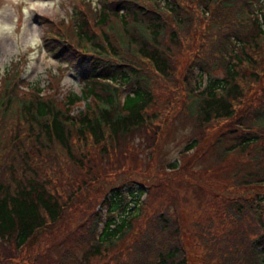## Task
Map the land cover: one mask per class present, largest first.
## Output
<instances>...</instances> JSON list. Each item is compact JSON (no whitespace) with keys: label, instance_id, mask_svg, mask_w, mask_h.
I'll list each match as a JSON object with an SVG mask.
<instances>
[{"label":"trees","instance_id":"trees-1","mask_svg":"<svg viewBox=\"0 0 264 264\" xmlns=\"http://www.w3.org/2000/svg\"><path fill=\"white\" fill-rule=\"evenodd\" d=\"M186 2L190 0H96L92 6L73 0L68 20L45 18L40 36L59 67L68 64L78 71L76 89L63 92L58 74H48L51 80L42 86L34 82L23 88L16 81L17 66L0 73V264H197L188 251L194 241L205 255L199 264H264V94L261 102L245 98L264 68V0H205L203 6L197 1L196 25L185 36L187 68L177 77L182 86L176 87L170 82L176 71L170 58L184 44L168 28L182 26L181 6L192 3ZM227 14L234 23L226 29L222 20ZM166 37L168 46L163 45ZM217 64H222L220 77L212 74ZM52 80L57 88H51ZM158 82L166 88L159 96L152 91ZM59 90L63 94L55 98L53 92ZM81 101L83 109L72 115L71 107ZM167 116L189 124L179 153L200 151L188 160L176 155L164 167L154 157L161 145V118ZM215 126L218 131L206 140L197 135ZM148 129L149 141L139 143L159 174L144 171L138 181L125 175L138 176L130 168L115 174L123 159L117 167L113 161V172L92 170L96 163L107 166L108 152L123 144L131 147H123L124 152L139 147L133 139ZM191 132L196 136L190 137ZM72 134L82 140L76 143L79 149ZM85 146L96 148L103 160L89 166ZM45 148L61 151L68 166L83 169L76 177L82 188L97 185L102 190L95 210L74 225L73 235L54 241L53 257L44 246L38 255L32 253V242L75 198L70 184L60 185L61 178H55L59 184H49L48 174L37 173L32 158L43 157ZM208 148L215 160L223 161V175L229 174L223 169L226 157L234 152L238 158L221 181L220 202L198 210L200 204L192 198L176 197L166 206L180 177L183 184L195 180L196 190L211 191L212 180L204 182L197 167ZM71 149L78 155L71 157ZM51 157L55 155L44 156ZM107 177L115 178L106 184Z\"/></svg>","mask_w":264,"mask_h":264},{"label":"rangeland","instance_id":"rangeland-1","mask_svg":"<svg viewBox=\"0 0 264 264\" xmlns=\"http://www.w3.org/2000/svg\"><path fill=\"white\" fill-rule=\"evenodd\" d=\"M73 0H0V73L3 72V70L9 68L13 65H20V61L23 63V72L22 77L26 81V83H31V86L34 82H38L39 86L43 85L46 82V74H56L57 69V61L50 57L45 51H43L40 47L39 41H40V34L43 31V20L47 17H50L53 20L57 19H63L67 18L68 13L71 9V3ZM198 1V2H197ZM205 0H190V2H186L187 5L191 3V7H182L179 13V19L182 20V26L178 29L168 28V31H172L177 36H172L174 39H181L183 41L182 48L179 51L177 48V51L173 53L171 56V61L174 62V69L176 70L173 72L174 79L170 80L172 81V84H176L180 87L182 86L183 82H179L177 80V77H180L186 70L188 62L186 60V55L184 54L186 49L189 48V38L186 39V31H190L195 24L194 20V14L195 10H198L196 5V2L198 6H203V2ZM233 15H228L222 20L223 28H228L230 24L234 23V19L232 17ZM167 31V32H168ZM183 37L186 39L184 41ZM188 42V43H187ZM191 44V42H190ZM164 46H168L167 37L165 41L163 42ZM262 49V50H261ZM174 50V49H173ZM200 51L205 50L204 47L199 49ZM261 53H264V46L260 48ZM229 55V51L227 52ZM228 57V56H227ZM19 59V61H18ZM14 62V63H13ZM215 62V60H212V64ZM222 64H217L216 66H212L214 68L212 74L215 76H222ZM6 67V68H5ZM5 68V69H4ZM11 69V67H10ZM9 69V70H10ZM22 69V67H21ZM59 76V75H58ZM60 77V76H59ZM193 78L192 80H194ZM202 79V77H201ZM77 78L75 73H68L64 75V78L59 81L60 89L63 92H66L67 89L71 88V90L76 89L77 84ZM177 81V83L175 81ZM253 81L250 82L247 91V96L245 98L248 99V102L251 100L249 97H253L256 102H261V95L264 94V91L261 92L262 87H264V68H260L258 72V77H255L252 79ZM61 83L63 84L64 88L61 86ZM153 85H156L155 82H152ZM164 84V83H162ZM160 82H158L157 88L152 89V91L158 96L163 95L166 88L163 87ZM171 84V83H170ZM169 84V85H170ZM171 84V85H172ZM167 85V87H170ZM173 86V85H172ZM58 85L52 80L51 81V88H57ZM176 87H172L176 88ZM59 90L58 92H53L55 95V98H61V94L63 92ZM61 91V92H60ZM261 92V93H260ZM179 103V102H178ZM83 101L79 103H75L71 107V114L75 115L76 112L83 109ZM163 122L160 124L161 129V145L159 146V149L157 150L154 161L156 163H159L162 165V162L164 161V167L166 161H171L174 156H182L180 160H183L185 157V160H188L191 155H194L200 151L195 150L187 151L184 154L179 153L182 148H184V141L187 139L188 133H189V124L188 121H185V118H173V117H162L161 118ZM152 129H148V132L141 133L139 136L141 138H134L133 140L138 143L139 147H136L134 149H129L124 152L123 147L131 148L128 146L129 144H123L122 146L118 147L117 150L108 152V160L105 161L107 163V166H96V160H103L102 156L96 154V148L91 147H84L82 150L85 151L87 155V159L89 160V163H87L89 166L91 164H95L92 167V170L95 172H104L109 171V168L112 170H115L117 166L122 165V163L118 164V161H123V165L120 170H116L115 174L119 171L125 172L127 168H130V171H133L132 173L137 174L138 176L135 177L131 174H128L125 172V175L129 178H136L135 180L138 181L142 179L141 173L144 171L151 172L153 170H156L159 174L161 172V169H154L152 168V164L150 165L147 162L148 156H146L144 144L139 143L141 139H145L146 142L149 141V134L151 133ZM211 131H218V126L206 128L203 130H199L197 135L202 134L205 137V140L209 137H211ZM145 132V131H144ZM77 134V133H76ZM147 135V136H146ZM195 132H191L190 137H195ZM203 137V138H204ZM28 142V148H30V143L28 141V138H25ZM82 141L79 138L75 139V135L72 134V144H76L77 142ZM89 138L86 136V143L89 144ZM10 142V141H9ZM224 144V142H221ZM219 144V143H217ZM221 144L220 146H222ZM201 145V141H200ZM77 148H80V144H76ZM181 149V150H180ZM180 150V151H179ZM204 154L202 158L197 162V167L199 171H202V179L205 181L206 178L210 181L209 187L211 191L207 194V191H203L201 189L196 190L195 186V180H192L190 182V185L186 184V180L183 184L182 177H180V180L177 179L175 183V193L176 195H173L169 197L165 204L171 205L170 202L173 204V202L176 200V197L181 201L182 199H193L196 203L200 204L198 206V210L201 208V206H205V208H208V204H216L219 203L221 200V191L223 189L221 181H224V177L229 176L231 171H233L232 164H229L233 159H238L236 157L237 154L232 152V155L229 154L227 156L226 160L229 161V163L225 164V167L223 169H228L229 174L219 173L220 169H222L220 163H223V161L215 160V157L212 156L210 153V149H203ZM237 150V149H236ZM207 151V152H206ZM216 150H213L215 152ZM238 151V150H237ZM210 154H209V153ZM53 153L55 155V158H44L46 154ZM123 153L125 155H123ZM208 153V154H207ZM42 156H36L32 159H37L35 161V164L33 166L36 168L37 173L39 176H44L48 174L49 178V184L57 183L55 178H61L60 185L66 187L65 185H71L72 186V192L74 195V198L72 201L69 202V205L64 208L62 211L60 218L55 224H52L47 227L45 230H41L37 234V236L34 238V241L32 242V253L35 252L37 254V251H44L46 248V252L48 251L47 255L48 257L54 256V252H52L53 243L54 241H57L61 239L62 237H65L68 233H71L73 235V229L78 225L83 217L88 214L91 210H95L97 203L99 201V197L102 190H98V186H91V188H82L81 183L83 181H80V179H76V177L80 174H83V169L79 170L78 166H68V160L64 153L61 151L55 149V148H49L42 152ZM78 155L73 149H71V157ZM211 155V156H210ZM245 154L243 153V156ZM124 156V158H123ZM150 158V156H149ZM247 157L242 158L243 166H246L248 159ZM116 160L117 163L113 164V161ZM152 160V159H150ZM47 168H46V164ZM229 165V167H228ZM162 166V167H163ZM231 166V167H230ZM133 167V168H132ZM91 172V171H90ZM113 172V171H109ZM99 174V173H98ZM161 175H163L161 173ZM64 177V179H63ZM213 177V178H211ZM115 177H107L104 178V181L106 184H110ZM164 176L161 177V182L163 180ZM151 180V179H149ZM219 180L220 183H217L216 181ZM233 180V179H232ZM231 178H229V182L232 181ZM59 184V183H57ZM195 192V193H194ZM85 194L83 197L82 195ZM143 196V195H142ZM141 196V197H142ZM62 199L65 198V196H61ZM83 198V199H81ZM81 199V200H80ZM142 199V198H141ZM154 203L152 202V205ZM144 225V224H143ZM186 247L189 248L188 244L189 242H185ZM195 243V241H194ZM193 243L194 248H189V254L191 255L194 262H197L199 264L200 262H203V254L195 247ZM41 246H44V249L42 250ZM48 248V249H47ZM40 249V250H39ZM30 252V250H28ZM45 252V255H46ZM44 253V252H43ZM23 254V250L19 253V255ZM27 255H29L27 253ZM38 255V254H37Z\"/></svg>","mask_w":264,"mask_h":264}]
</instances>
